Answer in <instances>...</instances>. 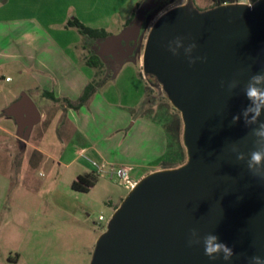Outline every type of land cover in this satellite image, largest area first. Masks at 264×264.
<instances>
[{
	"label": "water",
	"instance_id": "95a60500",
	"mask_svg": "<svg viewBox=\"0 0 264 264\" xmlns=\"http://www.w3.org/2000/svg\"><path fill=\"white\" fill-rule=\"evenodd\" d=\"M238 4L199 10L188 0L151 26L144 72L163 84L182 113L188 159L145 175L131 188L99 236L91 264H251L252 256L264 259V162L248 168L249 154L264 149V138L254 134L264 124V103L246 96L250 83L264 90V81L251 79L264 75V0L251 9ZM144 7L125 31L99 44L103 57L122 51L131 40L134 45L117 61L134 54L152 9ZM256 104L260 115L253 121L255 112L247 110ZM3 111L15 119L24 140L42 120L26 91ZM240 154L243 160L237 159ZM207 234L232 249L230 260L222 258L223 252L215 260L204 254ZM189 240L200 243L189 245Z\"/></svg>",
	"mask_w": 264,
	"mask_h": 264
},
{
	"label": "rangeland",
	"instance_id": "374dc122",
	"mask_svg": "<svg viewBox=\"0 0 264 264\" xmlns=\"http://www.w3.org/2000/svg\"><path fill=\"white\" fill-rule=\"evenodd\" d=\"M145 1L9 0L6 4V0H0V21L37 19L51 36L68 41L80 32L76 27L73 31L67 29L66 22L78 17L90 27L106 29L111 36L126 30V18L142 9ZM187 2L173 0L158 13L137 58L127 56L120 64L114 54L102 57V67H94L92 81L111 79L113 75L99 94L121 107L136 103L141 89H145L142 104L133 109L141 107L143 114L162 123L168 136L165 155L168 163L160 161L156 169L183 158L187 161L188 154L182 113L172 104L163 84L144 72L143 53L155 20L165 11ZM214 3L194 0L199 10L210 9ZM78 36L81 37L80 60L87 63L102 41L81 33ZM119 66H123L120 73ZM137 69L142 70L145 80L134 77ZM8 73L12 81L0 78V264H91L99 233L108 229L113 208L129 193L126 181L107 174L97 177L99 184L90 192L73 189L72 181L83 164L74 148L78 138L66 103L44 99L37 91L33 94L26 88L31 78H21L13 69ZM25 91L42 113V120L28 140L18 136L15 120L3 114ZM90 130L95 134L99 131L95 126ZM130 181L128 184L132 185L131 178Z\"/></svg>",
	"mask_w": 264,
	"mask_h": 264
},
{
	"label": "crops",
	"instance_id": "0c3cea01",
	"mask_svg": "<svg viewBox=\"0 0 264 264\" xmlns=\"http://www.w3.org/2000/svg\"><path fill=\"white\" fill-rule=\"evenodd\" d=\"M8 2L6 0V4ZM131 16L132 14L126 18L125 26ZM66 28L73 31L74 27ZM78 35L74 36L75 39L66 41L51 36L37 19L25 17L22 20H1L0 78L12 81L8 71L13 69L21 78H31V83L26 88L33 94L37 91L44 99H49L43 95V90H49L57 97L77 100L95 74L94 67L80 60L82 49L79 44L81 37ZM122 70L123 66H119L118 72ZM137 70H134V77L140 81L145 80L142 70ZM108 82L109 80L106 84ZM104 86L81 109H68V117L78 138L74 148L78 157L85 153L89 158L105 161L109 165L130 166L133 183L130 185L125 182L128 193L145 175L163 169H156V166L166 153L168 136L162 123L146 115L134 119L131 110L142 104L145 95L142 86L138 101L122 107L99 94ZM92 126L99 130L97 134L91 132ZM81 159L83 169L77 171L74 178L79 175L95 176L89 160L82 156ZM98 182L91 190L97 187ZM124 198L113 208L114 212ZM103 232L104 230L99 235Z\"/></svg>",
	"mask_w": 264,
	"mask_h": 264
},
{
	"label": "trees",
	"instance_id": "16d2710c",
	"mask_svg": "<svg viewBox=\"0 0 264 264\" xmlns=\"http://www.w3.org/2000/svg\"><path fill=\"white\" fill-rule=\"evenodd\" d=\"M172 1L173 0H166L162 4H160L157 8L153 9L152 11H149L146 14L145 19H144V23L142 26V30H141L139 45H138V48L136 49L135 54L132 57L137 58L139 51L141 50V47L143 45V39L145 37V34H146L150 24L156 18L158 13L160 11H162L164 9V7L167 4L171 3ZM213 1L215 3L211 8L216 7L220 4H224V3L236 2L238 0H213ZM256 1H258V0H254V3ZM205 10H207V9H205ZM137 17H138V12H134L132 14V16L127 20L126 26H129L132 22H134V20ZM66 27H76L81 34H83V35H85L91 39H96L98 42L103 41L105 38H107L109 36V33L106 31V29L90 27V26L86 25L83 21H81L79 18L70 19L67 22ZM99 50H100V46L98 44L96 53H93L87 59L88 65H90L92 67H96V68L102 67L104 65V58H102L103 56L100 54ZM147 75H149L151 77L154 76L152 74H147ZM111 77H113L112 74H111ZM109 79L110 78L102 80V81H91V82H89L84 87L82 94L80 95V97L77 100H72V99L67 98V97H65V98L57 97L54 92L49 91V90H43V95L49 99H52L55 102L64 101L66 103L68 109L71 108L74 110H79L83 106L87 105L90 102V100L92 99L94 94L98 91V89L103 87ZM131 113H132L134 119L138 116L145 115L141 112V107L138 110L132 109ZM3 114L6 115L4 113V111H3ZM165 155H166V153H165ZM165 155L160 158L159 162L161 161L165 164L168 163V161L165 159ZM185 162L186 161L183 158L180 161L171 162V164L169 163L170 165L169 164L165 165L162 168L179 167V166L183 165ZM97 177L98 176H96V175L93 177H87V176L79 175L73 181L72 188L75 190H78V191L89 192L95 186V184L97 182Z\"/></svg>",
	"mask_w": 264,
	"mask_h": 264
},
{
	"label": "clouds",
	"instance_id": "9594fccd",
	"mask_svg": "<svg viewBox=\"0 0 264 264\" xmlns=\"http://www.w3.org/2000/svg\"><path fill=\"white\" fill-rule=\"evenodd\" d=\"M239 6L242 7H247L249 9H251L252 7H254V0H240V3L238 4ZM230 5L225 4L223 7H229ZM195 45H191L188 49V51L191 50L192 47H194ZM174 51V50H173ZM202 59V58H200ZM190 63H195V61L190 60ZM252 81L255 84H259L262 81H264V75H255L252 78ZM246 96L249 100H252L254 103L256 101H261V103H264V90H261L257 87H254L253 84H249V86L246 89ZM247 111H254L255 115L253 116V121H255V119L260 115V104H256L255 109H248ZM247 114V112L245 113ZM238 119L237 117H234L233 120L235 122V120ZM256 136L258 137H262L264 138V124L260 125V130L256 131L254 133ZM259 142V141H258ZM250 159L248 161V168L250 170L254 169V168H259V166L262 164V162H264V149H256L253 150L250 154ZM237 159L243 160L244 156L243 154H240ZM257 174V173H254ZM262 178H264V176H261ZM195 234V233H193ZM219 240V238L216 235L213 234H207L204 236L203 238V245H204V254L211 260H215L218 256H220L219 254L221 252H223V256L222 258L227 261L230 260L231 257L234 255L233 251L231 248H229L226 244L221 243V242H217ZM189 245L192 244H199L200 241L199 240H189L188 241ZM251 260V264H264V259H262L260 256H252L250 258Z\"/></svg>",
	"mask_w": 264,
	"mask_h": 264
},
{
	"label": "built area",
	"instance_id": "2783aa9c",
	"mask_svg": "<svg viewBox=\"0 0 264 264\" xmlns=\"http://www.w3.org/2000/svg\"><path fill=\"white\" fill-rule=\"evenodd\" d=\"M240 3V0L236 1ZM82 157L89 160L93 167V172L98 177H104L107 174H111V176L117 175L119 178L125 180L127 183H130V171L131 167L127 165H109L105 161H99L96 159L89 158L85 153L81 154ZM101 219H104L103 216H101Z\"/></svg>",
	"mask_w": 264,
	"mask_h": 264
},
{
	"label": "flooded vegetation",
	"instance_id": "af4514ba",
	"mask_svg": "<svg viewBox=\"0 0 264 264\" xmlns=\"http://www.w3.org/2000/svg\"><path fill=\"white\" fill-rule=\"evenodd\" d=\"M164 1H166V0H151V1L146 0L144 5L147 4L148 7L152 8L150 10V11H152L153 9L157 8L160 4H162ZM144 5H143V7H144ZM154 5H156V7H154ZM123 45H124V48L122 49V51L115 54L117 56L118 60L122 57L123 53H125L126 51H128L132 48V46L134 45V41L131 40L129 44H127V42H124ZM135 52H136V50H135ZM135 52H134V54H135ZM134 54H132L130 56H133ZM112 59H114L116 61V59L114 57Z\"/></svg>",
	"mask_w": 264,
	"mask_h": 264
}]
</instances>
